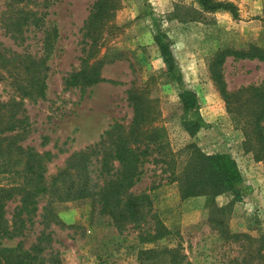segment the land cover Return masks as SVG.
I'll return each mask as SVG.
<instances>
[{"label": "rangeland", "instance_id": "1", "mask_svg": "<svg viewBox=\"0 0 264 264\" xmlns=\"http://www.w3.org/2000/svg\"><path fill=\"white\" fill-rule=\"evenodd\" d=\"M214 1L234 4L238 19L222 11L204 12L196 0H118L108 23L97 32L99 39L92 43L84 26L94 0H0V54L29 58L39 65L38 84L30 85L33 68L0 62L1 145L12 143L44 155V177L50 184L72 153L93 147L114 124L130 123L127 92L143 90L150 100V118H155L152 125L163 128L162 138L175 155L174 174L182 168L188 144L207 155L226 153L234 159L247 191L241 202L228 208L225 224L228 231L256 237L264 231L260 213L264 159L256 157L264 153L254 137L245 135L252 132V125L243 110L244 100L231 101L228 110L209 65L225 48L253 45L264 50V0ZM24 18L22 34L13 36L7 28ZM151 18L169 43L174 61L170 74L153 41ZM87 54L92 55L88 65L98 69L102 82L67 87L66 79L81 68L80 60ZM221 73L227 93L250 87L264 91L262 62L228 57ZM182 90L195 93L203 121L193 138L180 126ZM248 95L241 98L249 99ZM261 126L264 133V120ZM9 158L16 162L13 169L23 168V155ZM159 158L157 151L148 155L130 189L133 195L148 197L149 212L141 226L117 231L98 207L94 210L90 199L57 201L43 195L31 213L30 205L20 212L19 197H14L5 204L11 234L0 236V251H30L41 238L42 264H235L236 259L240 263L243 248L225 241L209 223L214 216L210 200L180 199L170 167L155 163ZM8 176H0V183L7 184ZM229 201L221 195L214 204L225 207ZM46 204L51 215L42 211ZM151 216L170 234L150 241L155 234ZM152 250L157 251L155 257L148 253ZM165 250L168 254H161Z\"/></svg>", "mask_w": 264, "mask_h": 264}, {"label": "trees", "instance_id": "2", "mask_svg": "<svg viewBox=\"0 0 264 264\" xmlns=\"http://www.w3.org/2000/svg\"><path fill=\"white\" fill-rule=\"evenodd\" d=\"M116 1L118 0H94L84 26L85 35L92 39V43L99 39L97 32L108 23V18L112 15L111 11L116 9ZM196 1L204 12L222 11L230 14L234 19L239 17L237 7L231 2ZM151 19L155 25V19ZM25 24L26 19L24 18L23 22L17 20L7 29L17 37L22 34ZM153 41L166 66V72L172 73L174 61L169 43L157 25H155ZM90 56L92 55L87 54L80 60L81 68L66 79L67 87H87L102 82L98 69L87 63ZM228 57H233L236 60H257L264 64V50L253 45L244 49L225 48L217 51L209 65L212 80L226 103L227 109L229 110L231 101L244 100L243 110L252 125V132L245 133V135L254 137L256 145L264 153V133L261 126L264 120L263 88L250 87L243 88L236 93H227L221 68ZM31 60L14 55H9L6 58L0 54V62L11 63L16 67L21 65L23 69L27 65L34 69L27 80L30 85L38 84L39 67L37 62ZM246 92H249L250 98L242 99L241 96ZM127 103L132 110L130 123L126 126L114 124L104 132L100 141L93 147L72 153L66 160L65 167L51 180L50 184H46L44 177V155L37 154L33 150L23 151L12 143L2 146L0 139V176L9 175L7 184L0 183V236L11 234L4 217V208L6 202L13 200L14 197H19L20 212L30 205L29 212L31 213L36 212L37 199L43 195H50L57 201L90 199L94 210L98 207L99 214L109 218L117 231H122L128 226H141L149 212L147 210L148 197L133 195L130 189L138 181L141 175L140 167L145 163V159L152 151H157L160 158L154 161L170 167L172 178L178 185L180 199L205 197L210 200L208 207L214 216L209 218V223L225 241L237 243L245 251V256L240 263L237 262V259L234 263L264 264V231L255 237L247 233L228 231L225 224L224 214L234 203L241 202L242 195L247 191L234 159L226 153L207 155L195 144H188L183 149L186 158L182 168L179 173L174 174L176 170L175 155L167 141L162 138L163 128L152 125L155 118H150V100L147 94L137 88L130 89L127 92ZM179 108L182 112L180 119L182 130L189 137H195L203 127L195 93L190 90H182L179 94ZM162 152L165 153L162 155ZM14 153L24 156V166L21 170L12 167L16 165V162H12L9 157ZM263 159L264 154L256 157L257 161ZM114 163H117L116 168L113 167ZM98 165L99 168H97ZM94 166H97L96 169H93ZM99 175L102 179L101 182H99ZM221 195L230 198L225 207H217L214 204V199ZM42 211L43 213L48 211L46 215H51L49 204H46ZM151 218L154 220L155 234L154 237H149L150 241L162 239L170 234L156 217L151 216ZM41 240L44 239L39 238L38 244L30 251L20 249L17 254H13L9 250L0 251V264H42L44 259L40 256L42 252ZM165 251H162L161 254H168L169 251ZM156 252L152 250L148 253L155 257ZM140 254L145 255L147 252Z\"/></svg>", "mask_w": 264, "mask_h": 264}, {"label": "crops", "instance_id": "3", "mask_svg": "<svg viewBox=\"0 0 264 264\" xmlns=\"http://www.w3.org/2000/svg\"><path fill=\"white\" fill-rule=\"evenodd\" d=\"M254 184H255V183H254ZM254 184H253V186L256 187ZM258 186H259V185H258ZM260 213H261V215L264 217V210L261 209V210H260Z\"/></svg>", "mask_w": 264, "mask_h": 264}]
</instances>
